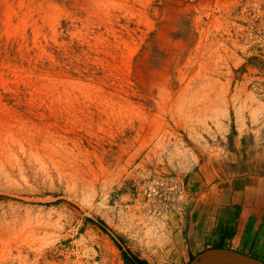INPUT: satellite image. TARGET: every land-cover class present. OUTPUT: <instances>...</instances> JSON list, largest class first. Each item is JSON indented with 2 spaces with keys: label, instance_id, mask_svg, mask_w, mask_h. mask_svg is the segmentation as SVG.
Returning <instances> with one entry per match:
<instances>
[{
  "label": "rangeland",
  "instance_id": "1",
  "mask_svg": "<svg viewBox=\"0 0 264 264\" xmlns=\"http://www.w3.org/2000/svg\"><path fill=\"white\" fill-rule=\"evenodd\" d=\"M201 165L264 174V0H0V264L164 254Z\"/></svg>",
  "mask_w": 264,
  "mask_h": 264
},
{
  "label": "crops",
  "instance_id": "2",
  "mask_svg": "<svg viewBox=\"0 0 264 264\" xmlns=\"http://www.w3.org/2000/svg\"><path fill=\"white\" fill-rule=\"evenodd\" d=\"M220 171L219 166L201 165L188 175L176 200L168 251L134 258L141 264H191L213 247L264 258V174Z\"/></svg>",
  "mask_w": 264,
  "mask_h": 264
},
{
  "label": "water",
  "instance_id": "3",
  "mask_svg": "<svg viewBox=\"0 0 264 264\" xmlns=\"http://www.w3.org/2000/svg\"><path fill=\"white\" fill-rule=\"evenodd\" d=\"M191 264H264V260L232 248L213 247L201 251Z\"/></svg>",
  "mask_w": 264,
  "mask_h": 264
},
{
  "label": "built area",
  "instance_id": "4",
  "mask_svg": "<svg viewBox=\"0 0 264 264\" xmlns=\"http://www.w3.org/2000/svg\"><path fill=\"white\" fill-rule=\"evenodd\" d=\"M179 189L177 190V192ZM150 194L153 197H158L162 209H174L176 207V190L171 189L170 192L164 190V187L152 185L150 187ZM157 210V209H156Z\"/></svg>",
  "mask_w": 264,
  "mask_h": 264
},
{
  "label": "trees",
  "instance_id": "5",
  "mask_svg": "<svg viewBox=\"0 0 264 264\" xmlns=\"http://www.w3.org/2000/svg\"><path fill=\"white\" fill-rule=\"evenodd\" d=\"M141 260H139V258H134V264H141V262H140Z\"/></svg>",
  "mask_w": 264,
  "mask_h": 264
}]
</instances>
